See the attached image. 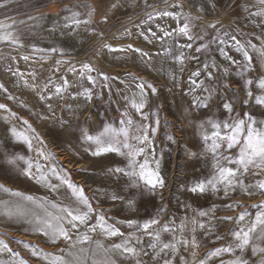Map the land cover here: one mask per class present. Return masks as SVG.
Here are the masks:
<instances>
[{"label":"rangeland","instance_id":"rangeland-1","mask_svg":"<svg viewBox=\"0 0 264 264\" xmlns=\"http://www.w3.org/2000/svg\"><path fill=\"white\" fill-rule=\"evenodd\" d=\"M81 2L82 0H14L7 8L0 9V20L11 17L16 21L27 22L26 25H18L26 34V47L0 44V84L3 85L0 88V104L6 106V109H0V186L10 190H0V212L7 202L13 208L19 205L26 213V219L0 215V240H4L12 249V253L0 252V261L4 264H21V261L24 264H48L51 255L66 253L68 245L75 243L77 236L87 231V225L72 229L65 218L64 226L70 231L72 241L66 242L61 238L53 243L27 222L35 216L44 217L45 210L53 215L63 216L64 213L58 208H52V204L68 208L76 206L72 189L62 182L65 179L83 189L92 205L94 212L90 214L88 225L96 224L98 216L102 215L109 225H114L127 235L132 230L121 224V221L135 219L143 222L159 214L161 224L175 219L179 225L181 220L187 218L191 227V220L196 218L205 224L208 231L198 229L196 239L200 246L180 252L174 264H184L185 260L188 264H200L201 260H205L206 264H220L221 259H234V256L228 254L211 259L208 257L215 249L228 245L233 239L231 231L238 230L243 227V223H247L246 220L238 225L239 214L249 212L255 216L258 209L254 205L264 203V194L259 189H253L249 195L237 188L229 189L226 196L222 186L216 192L210 188L203 193L193 192L191 189L212 171L210 159L205 152L210 142L205 145L201 124L210 120L221 123L229 121L230 117L238 120L244 118L245 113H250L257 121L264 120V106L256 105L252 100L244 103L248 99L244 88L246 79L254 80L251 86L253 93L260 94L256 83L259 78H264V63L260 61L259 53L249 49L254 59L250 70L246 71L244 67L226 61L215 45L201 53L185 49L187 55L199 56V60L185 59L181 71V65L171 57L157 55L158 52H163L164 47L174 48L176 42L172 38H166L163 42L155 40L147 31L151 27L152 31L160 35L157 25L171 30L177 27L176 21L163 18L147 24L142 22L146 19L145 12L151 11L148 5L164 7V0H103V3L89 0L96 8L90 25L71 33L57 31L50 34L49 30L54 22H63V8L73 7ZM169 2L174 3L175 0ZM242 2L243 0H220L216 9L209 6L201 13V23L219 21L217 30L221 35L227 31L242 42L251 40L258 49L264 48V32L250 19H246L248 14L237 7ZM195 3L200 8L205 0H195ZM113 4L118 6L113 8ZM192 11L195 15L196 10ZM41 14L44 18L38 23L28 20V15L39 18ZM32 24L37 26L29 31L28 25ZM207 31L205 43L217 34L213 29ZM186 42L183 38L178 41L181 44ZM105 45L123 51H111ZM33 46L40 49L55 47L58 51L35 52ZM224 47L229 56L244 63L234 49ZM134 49H140L148 55L142 56ZM25 55L30 57L28 61L21 59ZM12 57L16 59L13 60ZM214 61L218 67H211ZM204 63L209 64V70L214 73L210 80L203 69ZM84 64H89L94 70L86 72ZM10 66L13 70L18 69L23 76L13 75L7 70ZM197 69L202 75L192 77L191 73ZM82 71L85 72L83 76L80 75ZM30 73L36 74L35 79ZM88 76L95 83L90 82ZM61 77L70 82L62 98L54 95L55 87L62 84ZM190 77L197 80V85L191 84ZM49 78L51 83L48 82ZM200 81H204L203 87L213 91L204 104H194V96L203 98L209 95L198 86ZM140 83L152 84L157 91L152 94L150 90H146V105L137 112L131 102L133 99L139 102L137 93L140 90L137 85ZM29 85H36V89ZM45 85L51 91L45 90ZM193 87L196 88L195 92L190 91ZM86 89L91 91L90 100L84 95ZM41 94L51 99L41 100ZM225 103L232 105L231 113L224 108ZM129 119L132 120L131 125L126 123ZM24 121L28 124H24ZM28 125L35 131H29ZM11 126L33 138L32 150L6 135V129ZM144 128H147L151 142L145 147L144 154L136 159L141 163L147 160L149 170L158 171L164 182L163 187L158 185L153 192H149L142 182L141 187L130 188L127 176L109 173V168L120 167L127 170L126 157L115 151H101L96 155L100 151L99 146L94 141L86 140L83 135L86 132L96 137L104 133L105 129H111L113 133L119 134V140L143 147L135 137L141 135ZM122 129L127 130V137L122 134ZM208 134H211L210 126ZM115 146L120 152L128 151L121 144ZM37 149L42 150L45 156L38 155ZM237 152L238 148H234L231 152H224V155L234 156ZM5 153H17L26 160H31L34 164L32 171L37 178H30L24 173V161H19L16 166L7 164ZM37 163L40 172H36ZM261 179H264V172L258 176L249 174L245 178V184H255ZM15 192L22 196L11 195ZM113 194L124 199L114 200ZM23 196H32L34 202L24 200ZM130 197L135 200L133 208H129L126 203ZM200 211L207 215L199 217ZM90 235L93 241L99 240L105 246L120 242V237H105L100 234L99 229ZM162 238L167 239V235ZM145 240L147 241L146 237ZM79 247L81 245L77 244V249L73 251ZM84 247L95 249V243ZM34 249L37 255H33ZM244 255L249 264H258L260 258L264 257V253L253 256L251 249ZM124 264L130 262L125 261Z\"/></svg>","mask_w":264,"mask_h":264},{"label":"snow or ice","instance_id":"snow-or-ice-1","mask_svg":"<svg viewBox=\"0 0 264 264\" xmlns=\"http://www.w3.org/2000/svg\"><path fill=\"white\" fill-rule=\"evenodd\" d=\"M99 2L103 3V0H99ZM12 3H14V0H0V9H5ZM219 4L220 0H205V3L202 4L200 8H197L195 0H175L174 3H170L169 0H164V7L148 5L151 11L145 12L146 19L142 21L143 23L147 24L163 18H171L177 23V27L171 30L157 25L160 35H157V32L152 31V28L148 27L147 31L153 39L163 42L166 38H172L174 42H176L174 48L164 47L163 52H158L157 55L171 57L181 65L180 70L183 71L182 66L185 59L199 60V56L187 55L184 51L185 49H194L195 53H201L210 50L212 45H215L216 49L226 61L238 67L242 66L246 71L250 70V66L254 59V57L250 55L249 49L259 53L260 61L264 63V48L258 49L256 44L251 40L242 42L237 39L236 35H231L227 31H224L223 35H221L219 30H217L219 21L216 23H201V13L206 11L209 6L214 10ZM117 6L116 4L112 5L113 8ZM237 7H240L243 12L248 14L246 19H250L261 32H264V0H243ZM81 9H83V11ZM185 9H188V11H185ZM193 9L196 10L195 15L193 14ZM63 11L65 13L63 22L61 23L59 20L54 22L53 27L49 30L50 34H55L57 31L61 33H71L74 30H79L82 26L86 28L92 23V17L96 12V8L89 0H82L80 4L73 5V7L65 6ZM43 18V14H41L39 18L28 15L29 21H35L37 23ZM26 24L27 22L25 20L16 21L11 17L0 20V44H5L10 47H26L27 45L24 42V36L26 34L18 27V25ZM36 26V24L28 25L29 31ZM208 29L216 30L217 34L212 36L211 39L205 43L204 41L208 37ZM141 35H143V32ZM225 37L227 39H225ZM145 38L147 39V37ZM181 38L187 42L182 44L178 43ZM257 39H262V37H257ZM229 41L232 43H229ZM224 46L234 49L236 53L240 54L244 63H242L241 60L233 59V57L229 56ZM105 47H108L111 51H123V49H111L109 45H105ZM128 47L132 48V45ZM48 50L52 52L58 51L55 47L51 49H40L33 46V51L35 52ZM134 51L141 53L142 56L148 55L147 53L141 52L140 49H134ZM11 59L14 60L16 58L12 57ZM21 59L28 61L30 57L25 55L22 56ZM211 67H218V65L214 61ZM209 68V64H203V69L207 74V78L210 80L214 73L210 71ZM83 69L86 72H92L94 70L89 64H84ZM7 70L12 72L13 75L23 76L22 73H19L18 69L13 70L11 66ZM226 71L227 69H225V72ZM29 75L35 79V73H30ZM80 75H85V72L82 71ZM201 75L202 72L199 69L191 73L192 77H199ZM87 79L95 83V80L91 76H88ZM107 79V76H105V80ZM61 80L62 84L55 87L54 95L62 98V94L70 86V82L64 77H61ZM48 82L51 83L50 78ZM190 82L192 85H197V80L191 79V77ZM25 83L27 84L28 82L26 81ZM253 84L254 80L250 78L246 79L244 82L246 96L248 97L244 103L247 104L249 100H252L256 105L264 106V78H259L258 83H256V87L260 90L259 95H254L251 87ZM203 85L204 81H200L198 86L203 92H207L209 95L203 98L194 96V104H204L211 96L213 90L203 87ZM29 86L33 87L34 90L36 89V85ZM137 87L140 90L137 93L139 102L137 103V101L133 99L131 103L132 107L135 108L137 112H140L146 105V97L148 94L146 90H150L152 94H155L157 89L152 84L146 83H140ZM0 88H3L2 84H0ZM45 90L51 91V89L47 88V85H45ZM190 91L195 92L196 88L193 87ZM84 95L87 99H91L90 90L86 89ZM40 99L50 100L51 97H45L41 94ZM48 107L51 109V104H49ZM224 108L229 113L233 111V107L229 103H225ZM0 109H6V106L0 104ZM12 115L15 116V113ZM121 123H125V121H121ZM126 123L131 125L132 120L129 119ZM24 124L27 125L28 122L24 121ZM209 126L211 129L210 135L208 134ZM200 128L203 133L202 139L205 145H209L210 142L205 152L210 159L212 171L203 181L198 182L191 191L203 193L210 188L212 191L216 192L219 191L220 186H222L226 196L228 195L229 189L235 190L237 188L249 195L252 194L253 189H259L261 194H264V179L258 180L255 184H245L247 175L251 174L253 176H258L264 172V120L257 121L250 113H245L244 118L236 120L230 117L229 121L221 123H215L210 120L206 124H201ZM28 129L32 132L35 131L31 128V125H28ZM154 131L155 130H153V132ZM121 132L125 137L128 136L126 129H122ZM6 135L14 142L22 143L26 145L29 150H32L33 138L19 131L15 126L7 128ZM83 135L86 140L94 141L99 146L100 151L95 153L96 155H99L101 151H115L126 157L127 170L117 167L114 169L109 168L108 172L127 176L129 178L130 188L141 187V182L149 192H153L158 185L160 187L164 186V182L160 178L158 171L149 170L147 160L141 163L136 159L137 156L144 154L145 147L151 142L147 128L142 129L141 135L135 137L138 144L143 145V147H137L136 145L119 140V134L113 133L111 129H105L104 133L96 137L88 135L86 132H84ZM41 143H43V141H41ZM105 144L109 146L105 147ZM116 144H121L122 147L128 149V151L120 152V149L115 146ZM234 148H238V152L234 156L224 155V152H231ZM37 152L38 155L42 157L45 156L42 150L37 149ZM5 159L6 163L11 166H16L19 161H24L26 165L24 173L30 178H37L32 171L34 164L31 160H26L24 156L17 153H5ZM35 167L36 172L41 171L38 163ZM254 169H259V171H254ZM40 178L47 179L46 177ZM62 182L67 184L69 189H72V194L76 198V206L68 208L52 204V208H58L64 215H53L45 210L44 217L35 216L31 220H27V222L33 225L36 230L41 231L43 235L48 237L53 243L61 238L66 242L72 241L70 231L64 226L65 218H67V225L72 229H77L79 225H87V231L79 234L75 243H70L68 245L69 250L66 253L59 256L51 255L48 259V264H118V261H120V264H124L125 261L130 262V264H174L180 252L200 246L196 239L198 229L208 231L205 224L196 218L191 220V227L187 218L181 220L179 225L176 224L175 219L168 220L161 224L159 214L143 222L135 219L121 221V224L126 225L132 230L127 235L114 225H109L102 215L98 216L96 224L88 225L90 214L94 212V209L89 203L88 198L84 195L83 189L77 188L66 179L62 180ZM0 190L5 192L10 191L9 189L3 188V186H0ZM11 195L17 197L22 196V194L18 192L11 193ZM22 198L26 201L34 202L32 196H23ZM112 199L123 200L124 197L113 194ZM126 203L129 208H133L135 200L130 197L126 200ZM81 205L83 207H81ZM40 206L42 207V205ZM229 207L231 206L229 205ZM254 207L258 209L254 217L249 212L239 214L237 219L238 225L246 220L247 223H243V227H239L238 230L231 231L230 236H232L233 239L227 246L217 248L215 251L211 252L208 257L209 259L212 257H220L222 254H228L235 258L227 261L221 259L220 264H249L248 259H246L244 255L248 249H251L253 256L258 253H264V203L254 205ZM162 211L163 210H161V212ZM0 215L9 218L16 217L18 219H26V213L19 205L13 208L7 202L4 203V208L3 211L0 212ZM206 215L207 213L204 211L198 213L199 217ZM97 229H99L100 234L105 237H120V242L105 246V244L99 240L93 241L90 233H96ZM165 234L167 235V239L162 238ZM219 238L218 236L217 239ZM92 243H95V249L84 247ZM77 244L81 245V247L73 251L77 249ZM4 251L12 253V249L9 248L8 244L5 243L4 240H0V252ZM61 252L63 253V250H61ZM33 255H37L35 249L33 250ZM193 255L195 256V252H193ZM181 259L183 258L181 257ZM0 264H4V262L0 261ZM21 264H24V262L21 261ZM184 264H188V262L185 260ZM200 264H206V261L201 260ZM258 264H264V257L260 258Z\"/></svg>","mask_w":264,"mask_h":264}]
</instances>
